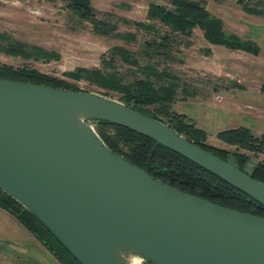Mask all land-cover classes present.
Masks as SVG:
<instances>
[{"label":"water","instance_id":"water-1","mask_svg":"<svg viewBox=\"0 0 264 264\" xmlns=\"http://www.w3.org/2000/svg\"><path fill=\"white\" fill-rule=\"evenodd\" d=\"M100 121L154 139L264 205L263 181L120 99L2 78L0 189L82 264H264L263 216L156 179L105 143ZM116 247L128 249L124 259Z\"/></svg>","mask_w":264,"mask_h":264},{"label":"rangeland","instance_id":"rangeland-1","mask_svg":"<svg viewBox=\"0 0 264 264\" xmlns=\"http://www.w3.org/2000/svg\"><path fill=\"white\" fill-rule=\"evenodd\" d=\"M200 1L222 18L227 33L256 42L261 52L255 55L212 44L196 27L190 34L173 35L167 50L170 55L148 56L143 52L146 41L171 32L170 27L149 19V6L153 2L170 6L167 0H90V17L80 15L70 0H0V66H29L100 94L105 90L91 83L83 71L116 70L129 83L145 76L142 69L146 65L166 69L180 83L173 109L185 113L206 131L209 144L233 152L237 150L235 145L218 138L221 131L244 126L256 136L264 134V14L248 10L253 7L264 11L263 0ZM139 22L155 30L148 31L138 26ZM103 23L116 24L115 33L102 32ZM127 34L136 38L127 39ZM119 47L133 53L137 64L124 62L115 51ZM23 50L30 55L25 56ZM108 96L120 99L116 92ZM238 151L250 156L248 171L264 160V153ZM45 235L69 257L54 238ZM40 251L41 256L29 259L1 255L0 264H63L44 245Z\"/></svg>","mask_w":264,"mask_h":264},{"label":"trees","instance_id":"trees-1","mask_svg":"<svg viewBox=\"0 0 264 264\" xmlns=\"http://www.w3.org/2000/svg\"><path fill=\"white\" fill-rule=\"evenodd\" d=\"M166 4L153 2L149 6V19L157 20L171 28L170 33L146 41L147 49L143 52L148 56L170 55L173 35L176 32L190 34L196 27L204 31L205 38L212 44L224 45L235 50H243L258 55L261 47L254 41L246 40L235 33H227L221 18L212 14L205 3L200 0H167ZM243 3V0H239ZM72 7L84 17L92 15L90 0H70ZM264 5V0L261 2ZM251 12L264 14L262 9L249 8ZM90 17V16H89ZM102 23V22H101ZM101 31L112 34L116 31V24L103 23ZM138 26L148 31L155 30L154 26L144 22ZM127 39H134V34L125 35ZM155 49L156 51H150ZM124 62L137 64L134 54L125 48H115ZM170 52V51H169ZM25 56L30 53L21 51ZM112 65V63H109ZM143 78L132 82H125L123 76L116 70L104 72L100 69L85 70L83 74L91 83L105 90L104 94L116 92L120 100L149 116L161 119L180 134L217 156L229 160L239 168L249 172L255 178L264 182V160L255 163L251 171L246 169L250 156L238 150L244 149L255 153H264V134L256 136L248 127L229 128L221 131L218 138L237 150L213 146L208 142L206 131L197 126L196 122L185 113L173 109L180 83L171 77L166 69L158 70L146 65L142 69ZM81 77V76H79ZM0 78L15 81L37 83L55 88L81 90L68 81L49 76L29 66L13 68L0 66ZM264 90V84L262 86ZM96 129L105 143L116 153L144 168L150 175L164 183L177 187L193 195L209 199L217 204L232 207L243 212L264 217V205L244 193L240 189L226 182L218 175L187 159L181 154L156 142L154 139L140 134L125 126L100 121ZM233 157V159L231 158ZM0 207L12 213L46 248H48L63 264H82L78 261L52 234V232L28 209L14 197L0 189ZM49 234L56 240L69 257L59 252L53 242L45 235ZM72 261V262H71ZM145 264H152L146 262Z\"/></svg>","mask_w":264,"mask_h":264},{"label":"crops","instance_id":"crops-1","mask_svg":"<svg viewBox=\"0 0 264 264\" xmlns=\"http://www.w3.org/2000/svg\"><path fill=\"white\" fill-rule=\"evenodd\" d=\"M40 248L43 244L12 213L0 207V256L29 259L41 256Z\"/></svg>","mask_w":264,"mask_h":264},{"label":"bare ground","instance_id":"bare-ground-1","mask_svg":"<svg viewBox=\"0 0 264 264\" xmlns=\"http://www.w3.org/2000/svg\"><path fill=\"white\" fill-rule=\"evenodd\" d=\"M81 116H82V113H77L76 114V117L78 118V119H80L81 118ZM115 250V254L116 255H120V257H122V259H124L123 258V254H125L124 252H126L128 249H125V247H118V249H117V247L114 249ZM141 259L140 258H138V257H130V261H129V263L128 264H141Z\"/></svg>","mask_w":264,"mask_h":264}]
</instances>
